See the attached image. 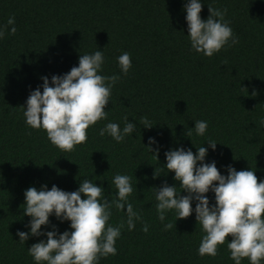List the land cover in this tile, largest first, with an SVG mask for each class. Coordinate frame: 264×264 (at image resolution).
<instances>
[{
  "label": "trees",
  "instance_id": "16d2710c",
  "mask_svg": "<svg viewBox=\"0 0 264 264\" xmlns=\"http://www.w3.org/2000/svg\"><path fill=\"white\" fill-rule=\"evenodd\" d=\"M201 4L202 20L208 6L226 10L224 19L238 41L211 57L189 51L182 0H0V25L12 16L16 27L15 34L6 30L0 40V264H33L26 250L44 239L29 236L21 243L16 236L28 231L29 218L22 214L28 187L56 185L71 192L88 178L108 200L117 173L133 176L129 202L142 222L131 231L125 226L115 242L116 255L98 264H233L227 250L231 237L217 246L216 256H199L203 232L194 213L176 220L169 211L159 221L151 190L162 184L179 187L173 173L161 168L166 151L179 147L195 154V148L208 147V139L218 144L214 151L208 149L205 163L215 161L225 176L230 165L254 170L258 183L264 179V128L259 124L264 117V0ZM96 48L105 58L100 74L120 76L104 108L107 119L86 130L84 143L59 150L43 130L25 125L21 108L41 77L67 73L79 55ZM122 52L131 60L126 75L116 63ZM123 116L136 125L132 135L120 143L98 135L109 121L122 127ZM141 116L153 127L143 128ZM196 120L208 122L205 134L186 136ZM149 137L156 141L151 147H159L157 161L144 148ZM153 173L159 176L153 178ZM205 195L211 204L213 194ZM124 218L123 211L113 208L109 223L116 226ZM142 223L147 232L141 231ZM165 223L174 227L164 230ZM49 224L58 233L68 229L67 221L53 216ZM241 264H248L247 259Z\"/></svg>",
  "mask_w": 264,
  "mask_h": 264
},
{
  "label": "clouds",
  "instance_id": "9594fccd",
  "mask_svg": "<svg viewBox=\"0 0 264 264\" xmlns=\"http://www.w3.org/2000/svg\"><path fill=\"white\" fill-rule=\"evenodd\" d=\"M182 5L189 51L211 57L223 47L238 42L224 19L226 10L208 6V16L202 20L201 0H182ZM6 30L8 35L15 34L14 17L9 16L0 25V40L4 39ZM104 59L103 51L96 48L90 54L79 55L77 65L67 73L52 75L50 80L41 77L42 83L29 92L21 108L25 125L43 130L49 143L62 151H71L84 143L86 130L97 121L107 119L104 108L110 102L114 84L120 79L116 74H100ZM116 63L120 74L126 75L131 67L129 53L122 52L116 57ZM121 123L122 127L116 122L105 123L98 135H107L120 143L137 130L127 116L121 117ZM139 124L145 129L153 127L146 116L139 118ZM259 124L264 128V117ZM193 125L186 136H203L208 122L196 120ZM155 143L149 137L144 148L157 161L159 147H151ZM205 143L208 147L195 148V154L179 147L164 153L165 163L161 168L173 173L179 187L162 184L151 188L157 219L163 222L169 211L176 220L194 213L195 222L203 232L196 249L199 256H216L217 246L231 237L227 250L233 264H241L245 258L248 264H261L264 261V179L258 183L254 170L237 171L230 165L226 168L227 175H222L215 161L204 162L208 149L214 151L218 143L211 139ZM156 176L159 175L153 173V178ZM132 179L133 176L115 174L111 179L114 196L108 200L104 189L88 178L79 181L77 189L71 192L56 185L50 189L41 185L38 190L28 187L23 192L22 208V214L29 218L25 225L28 231H17L16 236L21 243L29 236L44 237L26 250L33 264H98L101 258L116 255L115 242L121 230L126 226L131 231L137 221L142 222L140 213L129 202L134 191ZM181 191L185 195L181 196ZM208 192L213 194L211 204L205 195ZM113 208L123 211L125 217L116 226L109 223ZM49 216L60 223L67 221L68 229L58 233L56 225L49 224ZM42 226L50 230L41 231ZM173 227L172 223L164 224V230ZM141 231L147 232L148 225L142 223Z\"/></svg>",
  "mask_w": 264,
  "mask_h": 264
}]
</instances>
